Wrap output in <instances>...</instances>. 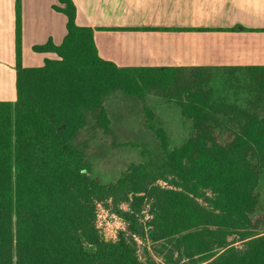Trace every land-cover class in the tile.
Wrapping results in <instances>:
<instances>
[{
    "label": "trees",
    "instance_id": "obj_1",
    "mask_svg": "<svg viewBox=\"0 0 264 264\" xmlns=\"http://www.w3.org/2000/svg\"><path fill=\"white\" fill-rule=\"evenodd\" d=\"M57 1L67 35L60 46L34 48L58 57L39 68L23 66L16 3L17 98L0 102V264H158L141 261L125 235L101 241L94 226L97 199L116 190L121 202L154 195L144 172L101 185L80 142L90 124L113 134L107 101L120 94L144 102L142 88L171 90L192 124L180 149H163L172 188L155 194L150 234L172 245L155 250L163 264H264V67L119 68L100 58L94 30L77 25L73 0ZM220 74L246 83V107L215 100L210 83Z\"/></svg>",
    "mask_w": 264,
    "mask_h": 264
},
{
    "label": "crops",
    "instance_id": "obj_2",
    "mask_svg": "<svg viewBox=\"0 0 264 264\" xmlns=\"http://www.w3.org/2000/svg\"><path fill=\"white\" fill-rule=\"evenodd\" d=\"M73 2L100 58L119 68L264 67V0ZM16 3L0 0V102L17 98ZM56 7L57 0H21L25 68L58 59L34 51L66 37L67 18Z\"/></svg>",
    "mask_w": 264,
    "mask_h": 264
},
{
    "label": "rangeland",
    "instance_id": "obj_3",
    "mask_svg": "<svg viewBox=\"0 0 264 264\" xmlns=\"http://www.w3.org/2000/svg\"><path fill=\"white\" fill-rule=\"evenodd\" d=\"M218 76L210 83L211 89L208 88L212 90L215 100L246 107L248 93L240 89L246 83H231V79L241 77L238 74ZM142 92L146 95L144 102L120 94L112 96L106 105L114 133L95 130L92 128L94 124H90L80 137V142L87 145V161L92 166V178L101 185L117 184L136 168L144 172L148 190L154 192V195L146 196L143 201L131 198L129 202H121L124 197L119 190L110 197L97 199L94 226L101 241L116 243L125 235L136 244L141 261L147 262L151 257L158 264H163L165 259L155 250L167 253L165 249H172V245L153 242L150 235L157 210L155 194L160 189L172 188L164 179L167 174L160 167L165 151L180 149L190 138L192 124L182 116L180 108L173 102L176 97L171 90L142 88ZM126 213L132 218L129 219ZM233 239L238 240V236ZM235 245L241 249L243 247L241 242ZM87 248L94 250L90 246Z\"/></svg>",
    "mask_w": 264,
    "mask_h": 264
}]
</instances>
